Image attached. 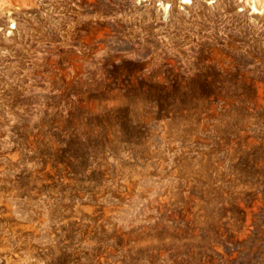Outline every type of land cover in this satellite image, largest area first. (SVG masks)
Returning a JSON list of instances; mask_svg holds the SVG:
<instances>
[{
	"label": "rangeland",
	"instance_id": "rangeland-1",
	"mask_svg": "<svg viewBox=\"0 0 264 264\" xmlns=\"http://www.w3.org/2000/svg\"><path fill=\"white\" fill-rule=\"evenodd\" d=\"M0 264H264V0H0Z\"/></svg>",
	"mask_w": 264,
	"mask_h": 264
}]
</instances>
